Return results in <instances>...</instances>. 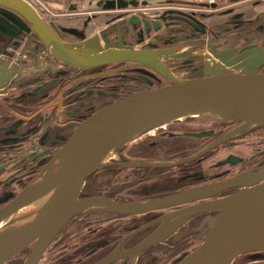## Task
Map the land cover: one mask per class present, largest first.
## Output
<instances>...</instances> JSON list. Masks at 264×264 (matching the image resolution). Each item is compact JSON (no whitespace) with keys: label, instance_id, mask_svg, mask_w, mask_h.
<instances>
[{"label":"flooded vegetation","instance_id":"obj_1","mask_svg":"<svg viewBox=\"0 0 264 264\" xmlns=\"http://www.w3.org/2000/svg\"><path fill=\"white\" fill-rule=\"evenodd\" d=\"M152 9L141 7L120 11L106 18V21L117 18L107 26L140 12L150 19L157 17L158 23L154 21L155 25L148 26V30L142 24L135 25L127 30L128 33L126 27L118 25L121 45L150 49L224 45L264 51V11L226 10L218 14L216 24L210 25L208 21L217 16L205 10L189 8L177 9L180 13H163L165 9ZM56 34L62 41L69 42L58 32ZM224 46L218 50L222 51ZM42 62L47 65L28 67ZM164 62L176 77L184 78L178 71L185 67H189L188 72L193 70L200 59L168 56L164 57ZM234 64L244 65L246 62L238 59ZM2 66H5V72L9 71V76L0 85V208L34 177L62 145L68 128L78 124L88 112L146 81L155 86L162 84V79L153 71L131 61H116L88 69L69 66L53 58L33 33L24 30L12 37L0 34ZM23 66L26 67L19 73ZM263 68L264 61L259 71H264ZM240 125L238 120L187 116L156 126L118 148L108 158L106 166L90 173L78 197L107 196L117 202L158 199L254 170L264 163V148L255 145L251 153L244 154L241 147L259 142L254 139L248 144L247 139L253 133L264 131V126L243 128L231 138L181 163L133 165L190 157ZM236 189L238 187L140 214H77L50 241L37 264H92L116 249L127 251L157 228L164 216L192 204L223 197ZM216 213L209 211L191 216L163 240L139 253L133 264H177L204 240L207 235L204 227ZM30 248L31 245L4 264H23ZM258 254H264V250L240 254L231 264L264 260V255L260 257ZM253 255L259 257L249 258ZM110 264H129V257L121 255Z\"/></svg>","mask_w":264,"mask_h":264},{"label":"water","instance_id":"obj_2","mask_svg":"<svg viewBox=\"0 0 264 264\" xmlns=\"http://www.w3.org/2000/svg\"><path fill=\"white\" fill-rule=\"evenodd\" d=\"M176 10L165 9L163 13H180ZM157 19H150L139 12L82 41L64 42L29 1L0 0L1 35L12 37L20 30L31 32L53 58L72 67L88 69L116 61H131L162 79V84L158 86L146 81L88 112L78 124L68 128L62 145L34 177L0 208V222H3L0 225V264L30 245L23 264H37L55 235L80 213L140 214L213 196L233 187L238 189L164 216L159 226L133 248L124 252L116 249L92 264H110L121 255L129 257V264H133L139 253L163 240L185 220L209 211L217 213L204 227L206 237L177 264H231L240 254L264 250V163L240 175L191 187L164 198L117 202L107 196L78 197L85 178L106 166L108 158L118 148L161 124L187 116L241 122L240 126L190 157L133 165L168 166L181 163L231 138L243 128L264 126V71H259L264 51L224 45H178L153 49L121 45L118 25L126 27V32L141 24L147 29ZM223 46L224 49L219 51ZM168 56L180 59L193 56L194 61L200 59V63L189 70L190 75L179 78L166 66L164 57ZM238 59H243L246 64H234ZM44 64L28 67L41 68ZM24 67H20L18 72ZM4 70L5 66L0 67V85L9 76V71ZM35 203V207H30ZM246 264H264V260Z\"/></svg>","mask_w":264,"mask_h":264},{"label":"crops","instance_id":"obj_3","mask_svg":"<svg viewBox=\"0 0 264 264\" xmlns=\"http://www.w3.org/2000/svg\"><path fill=\"white\" fill-rule=\"evenodd\" d=\"M46 9L39 13L69 42L82 41L110 24L108 16L141 7L163 9H199L216 15L209 22L216 24L218 14L226 10L264 11V0H41ZM256 2V5L253 3ZM252 5V6H251ZM121 13V12H120ZM47 17V18H46Z\"/></svg>","mask_w":264,"mask_h":264},{"label":"rangeland","instance_id":"obj_4","mask_svg":"<svg viewBox=\"0 0 264 264\" xmlns=\"http://www.w3.org/2000/svg\"><path fill=\"white\" fill-rule=\"evenodd\" d=\"M34 7H36L35 5H34ZM36 9H37V7H36ZM37 11L39 12V10L37 9ZM47 18V17H46ZM219 37H221V36H217V38H219ZM244 38V37H243ZM242 38V39H243ZM240 39H238V41H239ZM244 40V39H243ZM189 67H185V68H183V69H185V70H183V69H180L179 71H178V74L180 75V76H183V77H186V76H188V75H190V72H188V69ZM264 69V68H263ZM31 71H34L33 69L31 70ZM256 136H258L259 138H257ZM260 140L259 142H253L252 143V145H245V146H243L242 145V147H241V150H242V152L244 153V154H249V153H251L253 150H254V148H255V145H257V147H263L264 148V131H258L257 133H253V134H251L249 137H248V144L250 143V141L251 140ZM243 143H245V141L243 142ZM260 257L262 256V255H264V254H258ZM259 256H257V255H253V256H251V257H249V258H257V257H259Z\"/></svg>","mask_w":264,"mask_h":264},{"label":"built area","instance_id":"obj_5","mask_svg":"<svg viewBox=\"0 0 264 264\" xmlns=\"http://www.w3.org/2000/svg\"><path fill=\"white\" fill-rule=\"evenodd\" d=\"M33 6L35 5L39 11L46 9L45 4L41 0H28ZM35 7V8H36Z\"/></svg>","mask_w":264,"mask_h":264},{"label":"bare ground","instance_id":"obj_6","mask_svg":"<svg viewBox=\"0 0 264 264\" xmlns=\"http://www.w3.org/2000/svg\"><path fill=\"white\" fill-rule=\"evenodd\" d=\"M131 30V29H130ZM35 205H37L36 203L35 204H32L30 207H35ZM26 209H28V208H26Z\"/></svg>","mask_w":264,"mask_h":264}]
</instances>
